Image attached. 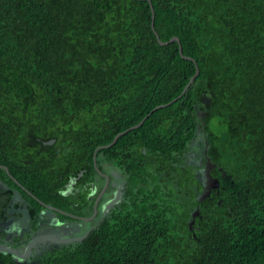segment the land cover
<instances>
[{
  "label": "trees",
  "instance_id": "16d2710c",
  "mask_svg": "<svg viewBox=\"0 0 264 264\" xmlns=\"http://www.w3.org/2000/svg\"><path fill=\"white\" fill-rule=\"evenodd\" d=\"M151 1L199 66L181 98L195 64L148 1L0 0V158L25 120L100 146L150 114L101 150L126 164L122 204L42 264H264V0ZM199 133L220 181L202 204Z\"/></svg>",
  "mask_w": 264,
  "mask_h": 264
},
{
  "label": "flooded vegetation",
  "instance_id": "af4514ba",
  "mask_svg": "<svg viewBox=\"0 0 264 264\" xmlns=\"http://www.w3.org/2000/svg\"><path fill=\"white\" fill-rule=\"evenodd\" d=\"M25 123L13 126L10 157L0 158L8 162H0V264H42L49 251L76 243L55 239L86 238L100 228L128 189L126 164L101 152L114 141L96 146L77 139L83 134L70 124L51 136ZM198 137L186 153L196 173L204 169L208 149Z\"/></svg>",
  "mask_w": 264,
  "mask_h": 264
},
{
  "label": "water",
  "instance_id": "95a60500",
  "mask_svg": "<svg viewBox=\"0 0 264 264\" xmlns=\"http://www.w3.org/2000/svg\"><path fill=\"white\" fill-rule=\"evenodd\" d=\"M150 3V6H151V10H152V29L155 33V35L157 36V39H158V42L160 43V45L162 46H165L169 43H172V42H178L179 44V51H180V55L183 59L185 60H189V61H193L194 64H195V67H196V73L194 74V76L191 78L189 84L186 86V88L184 89L182 95L179 97L181 98L183 95H185L190 86L193 85L196 81V78L198 77L199 73H200V70H199V66L197 64V62L191 58V57H188V56H185L183 54V49H182V46H181V42L179 40V38L177 37H173L172 39H170V41L168 42H163L158 33L156 32L155 30V10H154V7H153V4H152V1L151 0H146ZM178 100L177 99H174L172 102L168 103L167 105L165 106H169L171 105L172 103L176 102ZM211 103V100L207 98V96H204V99H203V104H210ZM161 107H164V106H158L156 107L152 112L151 114L161 108ZM205 113L202 112L199 114L200 117H204ZM150 114L147 115L138 125L134 126V127H131L130 129H128L126 132L130 131V130H133L135 128H138L140 126L143 125V123L149 118ZM126 132L124 133H120L119 135H117L114 139V143L117 142L118 138L125 134ZM199 136L202 137V133H199ZM206 144L208 145V143L206 142ZM146 153V152H145ZM208 155V149L205 150V157H206V160H205V167L203 170H199V172L197 173L198 174V177L200 178V181H201V184H202V191L201 193L197 196V201L202 204L207 198H209L211 195H212V192L216 189L219 188L220 186V181L219 179L217 178H213L212 175H211V172L212 170H215L216 168H218V166H216L212 160L207 156ZM219 170H222L221 168H219ZM116 202V201H113L110 205H108V208L112 206V204ZM199 216V209H195L192 213H191V221H190V229L192 230V225H193V220H195L196 217ZM85 237H77V238H72V239H55V241L59 244H64V243H71V242H77V241H82Z\"/></svg>",
  "mask_w": 264,
  "mask_h": 264
}]
</instances>
